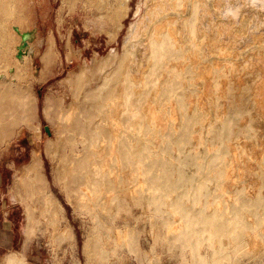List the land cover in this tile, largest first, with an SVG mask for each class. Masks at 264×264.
<instances>
[{
    "label": "rangeland",
    "instance_id": "obj_1",
    "mask_svg": "<svg viewBox=\"0 0 264 264\" xmlns=\"http://www.w3.org/2000/svg\"><path fill=\"white\" fill-rule=\"evenodd\" d=\"M19 1L27 18L20 27L34 30L36 42L28 64L20 68L18 75L24 84L25 103L22 106L16 103L13 94L0 96V117H3L0 151H6L11 139L23 130L28 141H19L8 152L14 155L21 151L25 161L37 155L38 160L18 169L16 177L6 178V189L11 192L8 197L18 202L15 227L21 241L14 256H0V264H264V174L257 178V172L264 169V155L258 158L259 152L255 150L264 145V135H261L264 129L250 122L239 124L246 106L240 103L244 108L237 111L231 107L230 100L220 97L215 108L203 110L204 117H216L217 128L226 127L227 135L217 137L210 145L200 144L196 154L186 146L197 145L192 111L186 114V120H180L179 110L177 118L173 107L168 111L162 105L160 116L166 127L159 132L155 127L159 125L157 120H153L154 127L147 125V105L156 98L155 91H148V84L136 85L125 97L119 95L123 99L120 112L129 115L121 131L129 163L124 171L129 183L126 181L128 185L124 186L119 180L118 172H122L114 168L119 163L111 162L106 143L107 125L113 122L110 116L114 111L113 84L112 80L104 81L100 67L105 60L111 63L114 58L117 63L107 71L117 65L125 69L132 63L128 57L123 58V44L140 18L136 13L138 3L146 0ZM102 17L106 25H102ZM130 51L129 48L127 52L130 54ZM77 80L82 81L80 86ZM119 83L121 78H116L114 85ZM183 91L180 83L175 101L184 98ZM244 98L245 105L251 102L249 93ZM21 114L27 119H20ZM103 115L107 118H102ZM45 126H49L51 134ZM170 132L175 135L168 137ZM160 134L162 137L156 136ZM152 139L156 144H151ZM200 141H204L203 136ZM232 141L240 147L241 160L232 155ZM99 148H104L103 153ZM168 151L173 162L177 159L178 166L175 168L172 164L165 171L162 162ZM151 160L159 165L151 166ZM81 162L83 165L79 167ZM231 175L233 184L227 185ZM257 180L263 184H256ZM162 193L168 195L169 202L150 200L151 196ZM221 224L229 226L232 233L223 235L218 230Z\"/></svg>",
    "mask_w": 264,
    "mask_h": 264
},
{
    "label": "bare ground",
    "instance_id": "obj_2",
    "mask_svg": "<svg viewBox=\"0 0 264 264\" xmlns=\"http://www.w3.org/2000/svg\"><path fill=\"white\" fill-rule=\"evenodd\" d=\"M91 1H96L100 3L105 0H91ZM125 1L129 2L130 0H125ZM19 3H20L19 0H0V96L13 94V97L14 96L16 97V101H17L16 103L22 106L25 103L24 102L25 91H24V84L22 83L21 79H18V75H19L20 68L24 67L25 64L30 59V54L33 52V47L36 42L35 40L36 34L34 30L26 29V28L24 29V27L23 28L20 27L21 23H23V21L26 18V13L23 9L19 7ZM145 5H146V9H145ZM136 13L139 14L140 18L137 20L135 25L131 27L132 34L131 36H128L126 38L123 44L124 45L123 58L128 57V59L132 63H130L129 66L125 67V69L122 66L117 65L113 67L112 70L107 71L109 67L114 66L117 63V58H114L111 63L109 61L106 62L105 60V63H102L100 67L102 70L101 72L104 73V78H105L104 81L112 80V84H113L112 101L110 100L113 103L112 107L114 108V109L112 108L114 111H112L111 109L112 112H110V116L112 117L113 122L107 125L108 126L107 129L109 130V139H106L107 140L106 143H107V147H109V150H110L109 154H111L110 155L111 162L119 163L118 165H115L116 167L114 168L122 172L120 173L117 171L120 174L119 175L120 179L117 176V174L114 173V175L115 177L117 176L116 178L119 179L120 183L124 186L128 185V184L126 185V181L129 176L126 178L127 175L125 176L126 173L124 171L127 167V164L129 163H127L128 160L126 162V159L128 158V157L126 158V156L128 153L125 152V150H123V147H124L123 144L125 143V141H124V136L122 135L123 133H121V131H122V127L125 126L127 120L129 119L128 117L129 115L123 114L122 112H120V105L123 102V99H121L118 96L123 95L125 97V94L128 92V90H130L131 88H134L136 85L148 84L149 85L148 91L156 92L155 94L156 98H153V101H150L147 105L146 114L148 116L147 125H149L151 128L155 126V124L153 123L155 120L159 122L158 123L159 125L155 126L159 132H161L166 127L162 125L163 116H160V112H161L160 108L163 107L164 105L166 108L168 107V111H169V108L173 107L175 109V116L177 118H178V114L176 113V111L179 110V113L181 112L180 117H179L180 120L182 119L186 120V114H188L189 111H192L191 113L195 114V116L192 117L191 121L194 122V134H197L195 138L197 145L188 144L186 146L188 150L196 152V154L197 152H199L198 147L200 144L210 145L211 144L210 142L217 141V137L220 138L223 135H227L226 130H225L226 127L225 129L224 128L219 129L217 128V125L214 124L215 118H216L215 116L214 117H211V116L204 117L202 113L203 110H209L211 108H215L218 105L217 102L220 97H222L225 101L230 100L229 103L231 107H233L237 111L239 110L242 111L243 108L246 106L245 110L243 111V114H244L243 121L239 122L240 125L250 122L252 126H258L259 127L258 129H264V0H146L145 2L138 3ZM101 21L103 22L102 25H106L105 24L106 21L104 17H102ZM129 48L131 50L130 54L127 52ZM3 70H5V72ZM82 76L83 75H81V77ZM116 78H121V83L117 84V86H115L116 84L114 85V81H116ZM80 79L82 80V78ZM79 80H77L76 82H80ZM81 82L80 84L78 83L79 86L82 84ZM83 83L86 85L85 82ZM180 83L184 87L185 96L184 98H182L181 101L180 100L175 101L176 87ZM84 84L82 86L86 88ZM99 86L101 85H98L97 87ZM80 88H83V87H80ZM77 90L78 89H76L75 91L76 93H77ZM86 91L83 93L87 94ZM102 91L103 90H101L99 93H101ZM184 91H183V94H184ZM178 92H179V89H178ZM246 93H249L251 97V102L247 103V105L243 103V101H247V99L244 98V95ZM90 94L88 95L90 96ZM73 95L74 93L72 94V96ZM195 95H198L197 98H192V96H195ZM82 98L84 97L82 96ZM179 98H180V95H179ZM75 100H78V99H75ZM86 101H82V102H86ZM100 101L102 104V100ZM73 102L74 101H72V104H74ZM240 103L244 105L243 108L242 106L239 105ZM76 105L78 106V104ZM76 105H74L75 108H76ZM84 105L83 107L88 106V105L86 106ZM88 107H91L90 104ZM88 109L86 110V112L88 111ZM27 110H28V107H27ZM29 110L31 111V109ZM93 111H95V109ZM68 113L69 112H67V114ZM94 117H96V111H95V116H93V119ZM25 118L27 119L26 115L21 114L20 119L25 120ZM102 118H107V117L103 115ZM2 120H3V117H0V122H2ZM67 124H68V121H67ZM71 125H72V122H71ZM87 125L89 126V124ZM95 125L96 124H94L93 126ZM68 126L69 124L67 125V127ZM104 126L107 127L106 124ZM196 126H198V128H196ZM124 128H127V127H124ZM100 132H103V131H100ZM258 132L259 131L255 132V136L257 135ZM174 135H175L174 132L172 133L170 132L167 134L168 137L174 136ZM261 135H264V132H261ZM156 136L162 137L161 134L156 135ZM202 136L204 138V141H200ZM68 140H69V137H68ZM229 140L230 139H228V141ZM84 141L86 140L84 139ZM95 143L93 142V144ZM151 144L154 145L156 143L153 140ZM68 146L70 147L69 144ZM104 146L106 145L104 144ZM262 146H263L262 148H260L261 147L260 145V147H257L255 149L257 153L259 152L257 154L258 158H261L264 155V145ZM230 147H231L230 149L232 150V155L235 158H239L241 160V151H240V147L238 146V143L235 141H232ZM91 148H94V147H91ZM103 149L102 150L100 149L99 151H102L103 153ZM96 150L97 149H93V151L97 152L98 150L97 151ZM102 153H100L99 155H101ZM255 153L256 152H254V155ZM169 154H170V151H168L166 160L162 162L165 171L169 170L172 164L173 166L175 164V168H177L178 166L177 159H176V162H173L172 158L169 157ZM36 156H34L33 159L38 160L37 159L38 156L37 157ZM90 157H93V155ZM137 158L138 157L136 156L135 160H137ZM92 159L93 158H91V161ZM101 159L103 160V157ZM109 162L110 161H108V164L111 163ZM135 163L136 162L134 161L133 165H135ZM81 164L82 162L79 163V167H81ZM149 164L151 166L159 165L158 162L153 161V160H151ZM84 166L86 165L84 164ZM68 167L69 166L67 165V169ZM104 167H106L105 164H104ZM104 167H103V170L105 173L106 168L104 169ZM100 168H102V166ZM141 169H142V166H141ZM96 170L97 168L95 169V171ZM103 170H101L100 172H102ZM128 171L131 172L130 170ZM114 172H116V170ZM219 173L220 172H218V174ZM127 174L129 175V173ZM231 174H233L232 169H231ZM261 174H264V169L259 170L257 172L258 179H260ZM97 177L100 180L102 176L100 174V178H99V175H97ZM115 177L113 176L112 178L115 179ZM232 177L233 175H231V177L227 179L226 181L227 185L233 184L232 180L234 178ZM112 178L110 180H112ZM92 179L93 177L90 180ZM218 179H219V176H218ZM89 182L91 184V181ZM127 182L129 183V181ZM256 184L262 185L263 183L257 180ZM115 185L117 187V184ZM95 187H92V188H95ZM121 188L118 187V189H121ZM96 189L99 190L100 188H96ZM103 190L105 192L104 188ZM108 192L109 191H107L106 193L108 194ZM110 195L113 197L112 194ZM110 195L108 194V196ZM114 200L113 202H115ZM150 200L153 202H158V201H163V200L169 202V197L168 195L162 193L161 195L151 196ZM262 200H264V197L262 198ZM143 214L147 215V213H143ZM210 217L211 216H209V218ZM210 220L211 219H209V221ZM223 223L225 222L223 221ZM218 230L222 232L223 235H227V233H232L231 228L229 226H226V224H221ZM11 259L13 260V258H10V260Z\"/></svg>",
    "mask_w": 264,
    "mask_h": 264
},
{
    "label": "crops",
    "instance_id": "obj_3",
    "mask_svg": "<svg viewBox=\"0 0 264 264\" xmlns=\"http://www.w3.org/2000/svg\"><path fill=\"white\" fill-rule=\"evenodd\" d=\"M24 137L23 130L19 131L6 147L7 152L4 150L1 153L0 151V256L3 258L14 256L18 243L21 241L17 237L15 227L17 223L16 205L18 202L13 201L14 198L10 200V196L8 197L11 192L8 188L6 189V178L8 176L16 177L18 169L27 167L35 160L34 157H30L28 161L23 160L21 151H16L14 155L8 152L13 146H18L19 141H28Z\"/></svg>",
    "mask_w": 264,
    "mask_h": 264
},
{
    "label": "water",
    "instance_id": "obj_4",
    "mask_svg": "<svg viewBox=\"0 0 264 264\" xmlns=\"http://www.w3.org/2000/svg\"><path fill=\"white\" fill-rule=\"evenodd\" d=\"M45 130L47 131L48 134H51L49 126H45Z\"/></svg>",
    "mask_w": 264,
    "mask_h": 264
}]
</instances>
